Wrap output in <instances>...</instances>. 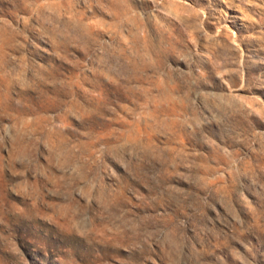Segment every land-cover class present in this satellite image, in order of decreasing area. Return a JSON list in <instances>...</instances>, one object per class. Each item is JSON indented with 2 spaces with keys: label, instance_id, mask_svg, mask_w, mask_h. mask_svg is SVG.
<instances>
[{
  "label": "rangeland",
  "instance_id": "374dc122",
  "mask_svg": "<svg viewBox=\"0 0 264 264\" xmlns=\"http://www.w3.org/2000/svg\"><path fill=\"white\" fill-rule=\"evenodd\" d=\"M0 264H264V0H0Z\"/></svg>",
  "mask_w": 264,
  "mask_h": 264
}]
</instances>
